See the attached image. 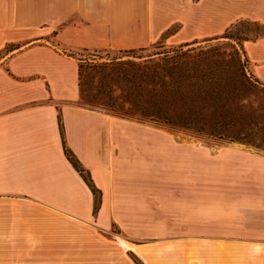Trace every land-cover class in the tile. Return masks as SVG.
Here are the masks:
<instances>
[{"label":"crops","instance_id":"0c3cea01","mask_svg":"<svg viewBox=\"0 0 264 264\" xmlns=\"http://www.w3.org/2000/svg\"><path fill=\"white\" fill-rule=\"evenodd\" d=\"M241 18L264 0H0V264H264L263 152L80 102L78 51ZM244 48L264 81V38Z\"/></svg>","mask_w":264,"mask_h":264},{"label":"rangeland","instance_id":"374dc122","mask_svg":"<svg viewBox=\"0 0 264 264\" xmlns=\"http://www.w3.org/2000/svg\"><path fill=\"white\" fill-rule=\"evenodd\" d=\"M260 38H264V24L251 18H241L219 36L197 39L189 45L181 44L184 49L195 48L196 53L205 56L207 59L205 62L212 63L216 60L225 62L224 66H229L231 73L217 69L213 63L206 69V78H213L211 85L215 87L218 84L215 80L221 79L219 87H223L219 89L220 94L217 96L221 98V101L214 105L208 101L200 118L185 120L188 118L184 117L179 120V123L171 126L163 121L155 122L184 134L212 138L221 144L236 142L264 153V81L250 76L245 69L244 73L247 76L245 83H234L233 78L227 79L233 77V64L243 65L247 62L245 42ZM178 47H180L179 44L171 45L164 37L144 49L78 51L77 55L81 59L80 102L86 106L102 108L122 116L153 121L142 115L135 101L131 100L130 83L125 80L123 74L137 68L149 55ZM165 82H170V79L166 77ZM188 83L190 82L186 81L185 85ZM177 84L172 80L170 85L177 86ZM156 88L159 89V85ZM216 92L217 89L212 93L215 95ZM189 102L188 100V104ZM175 107L180 110L182 103L177 102ZM188 122L190 124H186ZM196 122L203 127L201 131L197 130ZM220 128L225 135L217 138L213 135L208 137L209 131ZM114 232L120 234L119 228L115 227Z\"/></svg>","mask_w":264,"mask_h":264},{"label":"trees","instance_id":"16d2710c","mask_svg":"<svg viewBox=\"0 0 264 264\" xmlns=\"http://www.w3.org/2000/svg\"><path fill=\"white\" fill-rule=\"evenodd\" d=\"M184 45H189V43ZM194 50L195 48L184 49V46L180 45V47L170 51L149 55L147 59L142 60V63L137 68L123 74L125 80L130 83L129 94L131 100L135 101L137 109L142 115L149 117L153 121H163V123L171 126L179 123V120L184 117L188 118L185 120L198 119L201 117L200 115L206 108L208 101L212 102V105L221 101V98L217 97L220 94L219 89L223 87H219L221 79L215 80L218 84L213 87L211 85L213 78H206L205 72L212 63L216 65L217 69L225 70L227 73H231L230 67H225L224 64L226 63L220 60L212 63L205 62L207 60L205 56L196 53ZM139 57L142 58L144 56ZM244 69L252 76L247 62H244L243 65L241 63L233 64V77H228L227 79L233 78L234 83H245L247 76L244 73ZM166 77L170 79V82H165ZM172 80L174 83H178L177 86L170 85ZM186 81L190 83L185 85ZM226 82L228 81L226 80ZM157 85H159V89L156 88ZM215 89H217V92L214 95L212 92ZM188 100L190 104H188ZM177 102L182 103L180 110L175 107ZM197 102H201V104H197ZM196 123L197 130L201 131L203 127L199 125V122ZM208 135V137L213 135L217 138L225 134L220 128L209 131ZM66 153L93 190L96 196L95 212L97 213L101 200L100 190L94 185L90 172L82 166L78 158L67 146Z\"/></svg>","mask_w":264,"mask_h":264}]
</instances>
